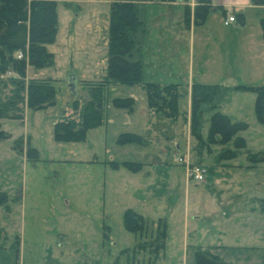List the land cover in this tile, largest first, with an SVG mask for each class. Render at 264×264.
Listing matches in <instances>:
<instances>
[{
	"label": "rangeland",
	"instance_id": "rangeland-1",
	"mask_svg": "<svg viewBox=\"0 0 264 264\" xmlns=\"http://www.w3.org/2000/svg\"><path fill=\"white\" fill-rule=\"evenodd\" d=\"M184 3L193 13L195 0ZM257 7L245 9L244 24L231 12L235 22L225 25L221 9L196 24L185 19V8L142 5L143 33L134 55L141 79L126 85L107 73L109 0H56L55 38L46 45L52 63L27 65L24 76L50 79L54 102L25 107L20 119L0 117L7 135L0 139V264H194L205 251L225 264H264V162L252 166L250 160L264 152L255 94L230 89L217 109L246 124L236 134L244 146L235 156H220L234 148L233 138L210 140L208 107L200 116V137L190 129L193 83L264 86L262 77L253 81L262 63L264 5ZM70 75L75 93L67 87ZM102 80L109 82L101 123L82 140L55 139L53 124L77 119L89 88ZM150 80L178 85L174 115L149 108ZM114 98H128L130 107H116ZM129 133L142 143H120V135ZM26 146L35 149V160L26 157ZM187 151L191 163L205 168V181L187 180L177 161ZM126 209L143 216L141 234L124 227Z\"/></svg>",
	"mask_w": 264,
	"mask_h": 264
},
{
	"label": "trees",
	"instance_id": "trees-1",
	"mask_svg": "<svg viewBox=\"0 0 264 264\" xmlns=\"http://www.w3.org/2000/svg\"><path fill=\"white\" fill-rule=\"evenodd\" d=\"M177 0H109V38L107 46V73L110 81L133 85L141 79V63L134 58L135 46L139 43L142 23L138 5L145 3H166ZM185 1V0H182ZM187 1V0H186ZM253 5H264V0H251ZM56 0H0V117L22 118L24 108L40 109L53 104V86L50 79L24 80L27 65L42 68L52 63V53L46 45L53 42L56 33ZM185 19L193 17L194 23L202 24L208 13L221 6H214L212 0H195L193 13L184 5ZM193 14V16H191ZM242 17V14H240ZM264 41V18L261 20ZM20 54V57L18 55ZM136 56V55H135ZM102 80L89 88L87 100L77 119H65L53 124L54 137L57 140H82L85 132L101 123L103 90L108 83ZM177 84L159 85L145 83V95L150 109L172 116L177 108ZM251 91L255 94V111L258 120L264 124V86L235 85L227 87L220 84L193 83L190 90V129L191 134L200 137L199 123L204 106L211 113L209 137L211 141L226 143L234 139V148H224L222 158L235 156L244 146V139L236 136L246 124L233 121L230 116L217 110L229 90ZM128 98H114L116 107H130ZM77 104H73L76 109ZM7 135L0 129V139ZM218 137V138H217ZM143 139L136 134H122L119 142H139ZM20 144V142H19ZM21 146V144L19 145ZM25 155L30 160L37 153L30 146L25 147ZM252 166L264 162V152L254 153L250 157ZM135 169L137 163H126ZM115 165V164H114ZM0 192V203L4 201ZM264 212V204L262 205ZM124 227L134 233L144 230L143 216L131 209L123 213ZM164 247L165 232H158ZM157 237H155L156 239ZM157 240V239H156ZM157 244V243H156ZM140 243V247H141ZM158 246V244H157ZM139 247V248H140ZM194 264H225L209 251L198 252Z\"/></svg>",
	"mask_w": 264,
	"mask_h": 264
},
{
	"label": "crops",
	"instance_id": "crops-1",
	"mask_svg": "<svg viewBox=\"0 0 264 264\" xmlns=\"http://www.w3.org/2000/svg\"><path fill=\"white\" fill-rule=\"evenodd\" d=\"M187 3V2H186ZM152 4H158L159 6L161 5H172V6H176L178 9L180 8H184V1L182 0H177L175 2H166V3H145V4H140L138 5V8L141 7L142 5H152ZM212 4L214 6H221L223 9L226 10V12L224 13V19H226L227 15H230L231 12H235L238 17H240L241 19L240 20V23L241 24H244V13H245V9L247 7H251V6H258L257 8H261L260 6L261 5H253L251 0H212ZM217 9H220V8H216V9H213L211 11H215ZM222 10V9H221ZM210 11V12H211ZM240 14H242V17L240 16ZM234 21L232 22H227L225 23V20H224V24L225 25H229L230 23H234ZM234 27L237 28V26L235 25ZM142 33H143V29H142ZM262 38V37H261ZM143 40H142V36H141V43H140V53H141V58H142V55H143V48H142V44H143ZM259 55L260 57L262 58V63H258V70H256V74L254 75L255 77V80L253 81H259V79L262 77V79L260 80H263L264 79V41L263 39H261V42L259 43ZM258 78V80H257ZM252 81V80H251ZM147 82H153L152 80L150 81H147ZM156 83V82H154ZM254 83H257V82H254ZM159 84V83H157ZM170 84H174V83H170ZM241 91V90H240ZM225 98V97H224ZM187 150L189 151L188 147H187ZM187 151V157L189 158L188 156V152ZM190 161V160H189ZM194 164H200V163H194ZM201 165V164H200Z\"/></svg>",
	"mask_w": 264,
	"mask_h": 264
},
{
	"label": "built area",
	"instance_id": "built-area-1",
	"mask_svg": "<svg viewBox=\"0 0 264 264\" xmlns=\"http://www.w3.org/2000/svg\"><path fill=\"white\" fill-rule=\"evenodd\" d=\"M234 21V18L232 15H227L225 19V23ZM20 57V54L18 55ZM177 161L179 163H182L186 168V177L187 180H193L197 183L205 181L206 177V170L203 168L200 164H194L191 163L188 159V157L180 156Z\"/></svg>",
	"mask_w": 264,
	"mask_h": 264
},
{
	"label": "water",
	"instance_id": "water-1",
	"mask_svg": "<svg viewBox=\"0 0 264 264\" xmlns=\"http://www.w3.org/2000/svg\"><path fill=\"white\" fill-rule=\"evenodd\" d=\"M67 87L72 93H75V77L73 75L68 76Z\"/></svg>",
	"mask_w": 264,
	"mask_h": 264
}]
</instances>
